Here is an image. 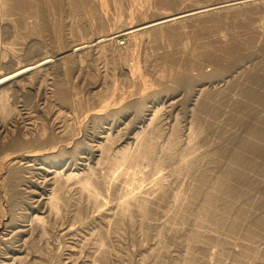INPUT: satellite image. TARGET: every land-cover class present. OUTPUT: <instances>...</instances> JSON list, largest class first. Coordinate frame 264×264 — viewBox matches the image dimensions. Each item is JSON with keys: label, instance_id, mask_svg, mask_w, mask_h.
Returning <instances> with one entry per match:
<instances>
[{"label": "rangeland", "instance_id": "rangeland-1", "mask_svg": "<svg viewBox=\"0 0 264 264\" xmlns=\"http://www.w3.org/2000/svg\"><path fill=\"white\" fill-rule=\"evenodd\" d=\"M221 1L0 0V72ZM249 1L2 89L0 160L38 156L0 166V263L23 244L20 264H264V1Z\"/></svg>", "mask_w": 264, "mask_h": 264}, {"label": "bare ground", "instance_id": "bare-ground-1", "mask_svg": "<svg viewBox=\"0 0 264 264\" xmlns=\"http://www.w3.org/2000/svg\"><path fill=\"white\" fill-rule=\"evenodd\" d=\"M234 1V2H232ZM236 0H227V1H221V2H216V3H210V4H206V5H202V6H198V7H194V8H191V9H187V10H182V11H177V12H173V13H167L163 16H160V17H157L155 19H152V20H149V21H144V22H141V23H138V24H134V25H131V26H128V27H123L122 29H119V30H116L114 32H109L107 34H103V35H99V36H96L94 37L93 39L91 38L89 41H87V43L85 42H77V43H74L70 46H68L67 49H64V50H59V51H56V53H53L51 55H45L39 59H37L36 61H33V62H30V63H26V64H23V65H20V66H17L15 68H12L11 70L9 71H6V72H0V94L2 92V89L5 88V86H14V85H19L20 83V77H23L24 75L26 76L27 74H30L31 72L33 71H36L38 70L40 67L42 68L43 66L47 65L51 59L53 57H60V58H64L65 56L67 55H71V54H74L76 52H80V50L82 49H86L87 47L90 48V46H100L103 44H105V42L107 41V44L109 41H114V42H119V41H122V40H125V39H130L131 37L133 36H137L138 34H142L144 32H148L149 30H153V29H157L158 27L160 26H163L164 24H170L176 20H182L184 18H188V17H194L198 14H201L202 12H212L214 11L215 9H218V8H228V7H231L233 6L235 3H238V2H235ZM241 1V0H239ZM264 1V0H263ZM53 2V1H52ZM57 2V1H56ZM80 2V1H79ZM101 2V1H100ZM246 2V0H245ZM251 2L248 0V3ZM241 3V2H240ZM244 3V2H243ZM241 3V5L243 4ZM60 4V3H59ZM101 4V3H100ZM58 6V5H57ZM236 6V5H235ZM210 7V8H208ZM229 9V8H228ZM203 14V13H202ZM178 22V21H177ZM176 23V22H175ZM160 30V29H159ZM146 32V33H147ZM145 33V35H146ZM143 35V36H145ZM147 36V35H146ZM167 39V38H166ZM171 41V40H170ZM121 43V42H120ZM128 43V42H126ZM88 44V45H87ZM123 44V43H122ZM129 44V43H128ZM121 46V45H120ZM123 46V45H122ZM125 47V45H124ZM123 47V48H124ZM184 47V46H183ZM84 49V50H85ZM88 50V48H87ZM82 52V51H81ZM54 59V58H53ZM181 80V79H180ZM14 84V85H13ZM21 84V83H20ZM171 84V83H170ZM4 90V89H3ZM7 90V89H6ZM197 94V93H196ZM143 107V106H142ZM145 118V116H142V119ZM139 121V120H138ZM149 124V123H148ZM1 126V125H0ZM100 143V142H99ZM96 144L92 147L93 148V151L97 152V151H100V145ZM64 146V145H63ZM149 146V145H148ZM63 148V147H61ZM67 148V147H66ZM144 148V146H143ZM146 148V147H145ZM65 149V148H64ZM119 152V151H118ZM138 153V152H137ZM141 153H145V152H142L141 150ZM121 156L124 157V154L126 155V151H121L120 152ZM140 154V151L138 153V155ZM137 155V154H136ZM38 155L37 154H32V153H20L16 155H12L10 156L8 159L6 160H0V166L4 165V164H14L15 162H18L19 160H25L24 162H28V161H33V159H35ZM94 156V155H93ZM29 163V162H28ZM15 164H18V163H15ZM14 164V165H15ZM13 165V166H14ZM10 166V165H9ZM31 167V166H29ZM46 172V169L45 171ZM48 173L47 174H50L52 175L51 173H53L51 170L48 169L47 171ZM46 175V173H45ZM43 177V176H42ZM44 179V178H43ZM46 180V184H52L51 182L53 181V177L52 176H49ZM56 181V180H55ZM54 181V182H55ZM43 182V181H42ZM139 184V183H138ZM137 184V185H138ZM140 185V184H139ZM53 186V185H52ZM50 187V186H49ZM48 188V187H47ZM46 189V188H45ZM52 189V188H51ZM47 192V191H46ZM46 192L44 194H46ZM37 196V195H36ZM40 197V198H39ZM37 199H35V203H38V204H44L45 207L47 206V208L45 209L46 211L50 212L49 210L51 209V211L55 208L56 206V201H57V197L56 195L52 194L51 191L47 192V195L45 196H39ZM41 204V205H42ZM122 205V204H121ZM44 207V208H45ZM44 210V212H45ZM56 210V209H55ZM47 212V213H48ZM50 214V213H48ZM47 214V215H48ZM34 215V214H33ZM43 216V215H42ZM34 217V218H33ZM32 218L35 219L36 221H39L40 219H42V217L40 215H34ZM47 217V216H46ZM52 217V216H51ZM41 221V220H40ZM39 221V222H40ZM43 222V221H42ZM27 223V222H26ZM33 224V222H32ZM39 225V224H37ZM40 226V225H39ZM16 227H18L17 232L15 231L17 234H22L24 235L25 231H27V227H26V224H19V225H16ZM69 227V226H68ZM175 227V226H173ZM15 228V226L13 227V229ZM29 229V228H28ZM12 232V230H11ZM13 234H15L14 232H12ZM6 234V233H5ZM58 234V233H57ZM14 236V235H13ZM18 236V235H17ZM32 236V235H30ZM9 237V236H8ZM25 237V236H24ZM175 237V236H174ZM193 239V238H192ZM11 240V239H10ZM23 240V238H22ZM27 240V239H26ZM253 240V239H252ZM20 241V240H19ZM31 241V240H30ZM185 241V240H184ZM195 241V240H194ZM25 242V241H24ZM23 243V242H21ZM249 244V243H248ZM23 245V244H22ZM22 245H19L18 248H16V250L10 255H7L6 256V260L8 261H5L4 263H0V264H20V260L22 258L21 256V253L23 252V247ZM16 246V245H15ZM24 246V245H23ZM28 249V248H27ZM12 251V250H11ZM27 255V254H26ZM37 255V254H36ZM247 255V254H246ZM25 256V255H24ZM157 256V255H156ZM69 258V257H68ZM27 261V260H26ZM71 262V261H70ZM25 264V263H24Z\"/></svg>", "mask_w": 264, "mask_h": 264}]
</instances>
